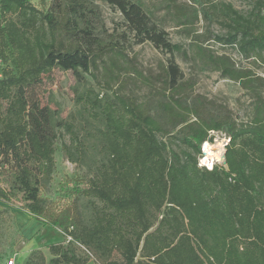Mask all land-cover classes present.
<instances>
[{
  "label": "trees",
  "instance_id": "obj_1",
  "mask_svg": "<svg viewBox=\"0 0 264 264\" xmlns=\"http://www.w3.org/2000/svg\"><path fill=\"white\" fill-rule=\"evenodd\" d=\"M103 1L121 12L123 36L128 32L136 44L149 42L172 57L190 58L142 1ZM165 1L187 33L201 20L216 22L227 33L215 35L214 43L236 47L264 66V0H255L246 14L215 0ZM88 12L84 0H54L48 9L32 0H0L5 66L0 70V203H21L20 211L60 231L65 240L48 246V264H88L92 251L104 264H264L263 78L237 68L229 55L217 54L199 36L191 37L199 60L255 93V113L238 122L229 115H205L202 100L199 107L185 105L181 94L193 84L171 58L156 77L169 92L163 110L180 128L171 135L135 96L115 89L128 65L145 84L152 82L133 67L126 47L92 32L85 23ZM56 68L103 81L101 92L77 93L88 115L101 123L97 140L103 158L73 192L101 204L94 206L88 224L81 223L74 206L58 207L42 195L62 128L72 139L63 146L67 159L78 163L86 155L73 126L29 95ZM211 132L230 141L227 165L209 171L199 159L202 145L213 142ZM175 142L179 151L171 147ZM9 208L0 210V253L4 224L13 218Z\"/></svg>",
  "mask_w": 264,
  "mask_h": 264
},
{
  "label": "rangeland",
  "instance_id": "obj_2",
  "mask_svg": "<svg viewBox=\"0 0 264 264\" xmlns=\"http://www.w3.org/2000/svg\"><path fill=\"white\" fill-rule=\"evenodd\" d=\"M84 1L90 11L87 13L85 23L92 32L106 41L113 40L120 43L122 47H126L129 58L132 59L133 67H136L144 77L149 78L152 82L151 85L145 84L131 69V65H128L115 89H119L121 93L135 96L139 102L145 105L150 115L160 121L164 129L170 132L171 135H176L180 128L168 120L163 110V104L168 101L167 94L169 92L167 93L163 85L156 80V77L162 74L164 67L171 58L180 67L184 80H188L193 84L192 89L181 94L182 102L185 105L199 107V100H202L205 104V115H211L215 118L229 115L238 122H247L253 118L256 103L255 93L205 65L203 61L195 56L194 49L191 46V37L199 36L201 42L205 46L212 48L217 54L229 55L237 68L254 71L257 76L263 78L262 83L259 85V90L264 96L263 64L254 58H244L237 52L236 47H227L214 43L213 38L215 35L223 36L227 33V30L218 23H209L201 20L187 33L184 31L183 26L177 25L165 0H139L144 3L146 10L152 15L154 21L168 32L169 39L173 43L183 45L190 56L187 59L181 55L172 57L170 54L155 48L149 42L143 44L134 43V38L128 32L123 36L122 34L127 31L124 18L119 10L106 1ZM215 1L231 3L237 10L246 14L251 10L255 0ZM32 2L39 8L45 7L48 9L52 6L54 0H32ZM4 68L5 66L3 67V62L0 60V70L2 71ZM1 71L0 75L2 77ZM90 89L95 90L97 93L101 92L103 90V81L102 83L96 81L90 74H84L80 78L72 72L56 68L49 75L44 76L40 82L36 83V86L31 88L29 92V95L39 100L42 106H48L54 110L58 120L73 126L81 144L79 147L86 151V155L80 159V162H70L63 146H70L72 139L70 133L65 128H62L59 131L56 143V164L50 180L42 188V195L54 205L58 207L74 206L78 219L82 224L89 223L93 216L95 205L101 206L96 200L76 197L73 194L75 186L91 177L96 165L103 158L99 141L97 140V129L101 127V123L93 120L88 115L77 95V93L81 94ZM212 138V144L217 141L225 144L227 141L226 135L220 132L214 133ZM164 140L166 139L164 138ZM171 147L178 151L181 149L178 142L173 143ZM224 148L226 149V147ZM20 206L21 203L18 202L14 206L0 203V210L10 207L9 209L13 216L3 227V252L0 253V264L10 259H14L18 264H48L51 254L45 244L30 250L27 255L21 256L27 240L23 237L21 230L15 226V217L13 215L16 210H19ZM35 239V236L31 238L33 241ZM70 241L71 238L67 239L66 243ZM73 246L79 249L82 248L77 243H74ZM91 254L92 260L96 264H104L103 259L94 251Z\"/></svg>",
  "mask_w": 264,
  "mask_h": 264
},
{
  "label": "crops",
  "instance_id": "obj_3",
  "mask_svg": "<svg viewBox=\"0 0 264 264\" xmlns=\"http://www.w3.org/2000/svg\"><path fill=\"white\" fill-rule=\"evenodd\" d=\"M13 215L15 217V226L21 230L23 237L27 240L23 247V255L21 256L27 255L30 250L41 247L43 244L48 247L53 244H60L64 241L59 230L44 226L42 223L32 219L24 212L16 210ZM33 236L36 237L34 241L31 240ZM5 263L6 261L1 264ZM88 264L96 263L94 260H91Z\"/></svg>",
  "mask_w": 264,
  "mask_h": 264
},
{
  "label": "clouds",
  "instance_id": "obj_4",
  "mask_svg": "<svg viewBox=\"0 0 264 264\" xmlns=\"http://www.w3.org/2000/svg\"><path fill=\"white\" fill-rule=\"evenodd\" d=\"M216 145H210L208 142H205L203 145V151L207 153L203 159L200 160L199 166H207L208 170L213 169L215 162H221V153L213 152L212 148Z\"/></svg>",
  "mask_w": 264,
  "mask_h": 264
},
{
  "label": "bare ground",
  "instance_id": "obj_5",
  "mask_svg": "<svg viewBox=\"0 0 264 264\" xmlns=\"http://www.w3.org/2000/svg\"><path fill=\"white\" fill-rule=\"evenodd\" d=\"M210 145H216V146H214L212 148L213 152H220L221 153V162H215V163H222L223 162V156H224V153H225V148H224L223 142L217 141L215 144H210ZM205 156H207L206 152H205Z\"/></svg>",
  "mask_w": 264,
  "mask_h": 264
},
{
  "label": "built area",
  "instance_id": "obj_6",
  "mask_svg": "<svg viewBox=\"0 0 264 264\" xmlns=\"http://www.w3.org/2000/svg\"><path fill=\"white\" fill-rule=\"evenodd\" d=\"M0 78H1V75H0ZM214 132H211V135H213ZM230 139L227 137V141L226 143L224 144V147L227 146V144L229 143ZM210 143V142H208ZM204 145V144H203ZM203 145H202V152H203V156L199 159V163H200V160L203 159L205 157V152L203 151ZM226 150V149H225ZM216 164H221V163H216ZM215 165V164H214ZM201 167V166H200ZM203 167H206L207 166H203ZM214 167V166H213ZM208 169V168H207ZM5 264H16L15 260L14 259H10V260H7Z\"/></svg>",
  "mask_w": 264,
  "mask_h": 264
},
{
  "label": "water",
  "instance_id": "obj_7",
  "mask_svg": "<svg viewBox=\"0 0 264 264\" xmlns=\"http://www.w3.org/2000/svg\"><path fill=\"white\" fill-rule=\"evenodd\" d=\"M225 153H226V150H225ZM225 153H224V156H223V162H222V165H227V163H226V156H225Z\"/></svg>",
  "mask_w": 264,
  "mask_h": 264
}]
</instances>
